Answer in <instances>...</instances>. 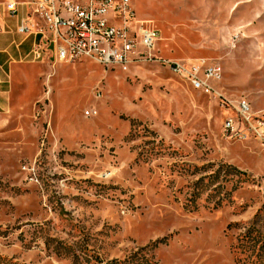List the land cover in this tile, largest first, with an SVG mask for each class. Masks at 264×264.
Masks as SVG:
<instances>
[{
  "label": "rangeland",
  "instance_id": "rangeland-1",
  "mask_svg": "<svg viewBox=\"0 0 264 264\" xmlns=\"http://www.w3.org/2000/svg\"><path fill=\"white\" fill-rule=\"evenodd\" d=\"M131 7L160 30L158 59L3 74L0 264H264V146L227 138L229 112L168 65L220 63L212 87L260 115L264 0Z\"/></svg>",
  "mask_w": 264,
  "mask_h": 264
},
{
  "label": "built area",
  "instance_id": "built-area-1",
  "mask_svg": "<svg viewBox=\"0 0 264 264\" xmlns=\"http://www.w3.org/2000/svg\"><path fill=\"white\" fill-rule=\"evenodd\" d=\"M22 7H27L29 12L22 18L17 32L26 38L34 37L24 62L48 60L55 66L57 62L85 59L108 70L119 68L127 72L132 65L158 59L161 32L151 20L136 19L131 0H30L5 6L13 18L20 15ZM168 65L193 90L214 97L221 110L229 112L223 123L227 138L251 137L264 146V111L255 116L248 102L229 100L212 87L211 82L222 79L220 63L198 58Z\"/></svg>",
  "mask_w": 264,
  "mask_h": 264
},
{
  "label": "crops",
  "instance_id": "crops-1",
  "mask_svg": "<svg viewBox=\"0 0 264 264\" xmlns=\"http://www.w3.org/2000/svg\"><path fill=\"white\" fill-rule=\"evenodd\" d=\"M25 3L20 0H9L7 3ZM6 2L0 0V97H4L3 74H11L13 63H23V57L30 52L34 37L26 38L18 34L17 29L22 20L28 15V8L22 7L18 17H10L6 11ZM2 95V96H1Z\"/></svg>",
  "mask_w": 264,
  "mask_h": 264
},
{
  "label": "trees",
  "instance_id": "trees-1",
  "mask_svg": "<svg viewBox=\"0 0 264 264\" xmlns=\"http://www.w3.org/2000/svg\"><path fill=\"white\" fill-rule=\"evenodd\" d=\"M255 234H256V237L259 238V240H260L259 233L256 231ZM250 235H251V232H249L245 237H243V238L241 239V241L244 242L245 244H247L248 242L246 241V239H248ZM261 240H262V239H261ZM239 256H240L239 254H236V257H237L238 260H240Z\"/></svg>",
  "mask_w": 264,
  "mask_h": 264
}]
</instances>
